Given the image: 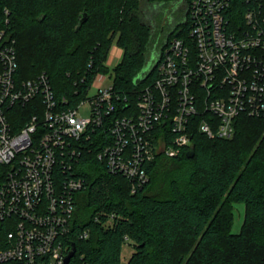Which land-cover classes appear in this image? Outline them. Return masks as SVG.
Instances as JSON below:
<instances>
[{"label": "built area", "instance_id": "2783aa9c", "mask_svg": "<svg viewBox=\"0 0 264 264\" xmlns=\"http://www.w3.org/2000/svg\"><path fill=\"white\" fill-rule=\"evenodd\" d=\"M184 2L181 33L132 107L113 80L92 88L107 73L75 106L57 101L46 73L18 83L16 41L0 31V222L11 228L0 264H66L75 194L88 185L83 165L97 160L135 192L149 162L191 147L194 131L232 138L239 116L264 117V0ZM86 102L88 118L79 115ZM27 104L34 113L18 127L12 108ZM94 220L114 225L112 214Z\"/></svg>", "mask_w": 264, "mask_h": 264}, {"label": "trees", "instance_id": "16d2710c", "mask_svg": "<svg viewBox=\"0 0 264 264\" xmlns=\"http://www.w3.org/2000/svg\"><path fill=\"white\" fill-rule=\"evenodd\" d=\"M143 1L0 0V31L16 41L17 82L46 73L57 101L75 106L98 73H110L132 107L156 67L144 72L145 79L136 77L181 33L177 23L156 34ZM116 37L123 56L111 71L106 62ZM12 109L18 127L34 113L32 104ZM235 124L232 138L194 131L191 147L173 157L156 155L147 165L148 181L135 192L128 179L97 160L83 165L88 185L75 194L69 243L76 254L70 264H264V117L241 115ZM3 179L0 167V184ZM238 202L245 204V216L241 231L233 233L232 207ZM107 214L113 215L111 227L94 220ZM10 229L0 222V250ZM86 230L89 237L80 238ZM126 242L133 253L123 262Z\"/></svg>", "mask_w": 264, "mask_h": 264}, {"label": "rangeland", "instance_id": "374dc122", "mask_svg": "<svg viewBox=\"0 0 264 264\" xmlns=\"http://www.w3.org/2000/svg\"><path fill=\"white\" fill-rule=\"evenodd\" d=\"M185 2L184 0H174L169 2L168 4L154 3L148 2L147 0L143 1V11L147 15V17L152 19L153 27L155 33H160V30L165 24L168 26H173L179 23L183 19L184 15ZM153 51H157L158 49H154ZM155 53L157 56L158 53ZM123 56V48L119 45L117 41V37L112 41L111 49L107 58V65L110 67L111 71L114 69L116 64H118ZM150 61V60H149ZM110 73H107L106 79L103 80L100 77H97L93 82L92 88H99L105 85H108L112 82L113 77L110 76ZM79 115L82 117H90L91 115V107L88 102L81 105L79 108ZM160 186L165 187V181L161 179ZM162 183V184H161ZM164 184V185H163ZM234 211V220L232 225V232L239 233L241 231V227L244 221L245 216V204L242 202L235 203L232 207ZM133 253V246L130 242H126L123 245L122 249V260L123 262H127Z\"/></svg>", "mask_w": 264, "mask_h": 264}, {"label": "water", "instance_id": "95a60500", "mask_svg": "<svg viewBox=\"0 0 264 264\" xmlns=\"http://www.w3.org/2000/svg\"><path fill=\"white\" fill-rule=\"evenodd\" d=\"M87 17H88V13H87V11L85 10L84 13L82 14V18H81V21H80V25H81L82 23H84V22L87 20ZM158 62H159V59L156 60V62L154 63V65H153L151 68H150L148 65L145 66V67L142 69V71L138 74V76H137L136 78L140 77V76H141L145 71H147V70L149 71L148 73H150L151 70H152L154 67L157 66ZM75 254H76V245L73 244L71 250L69 251V253L67 254V256H66V258H65V262H66V264H68V263L71 261V259L75 256Z\"/></svg>", "mask_w": 264, "mask_h": 264}]
</instances>
